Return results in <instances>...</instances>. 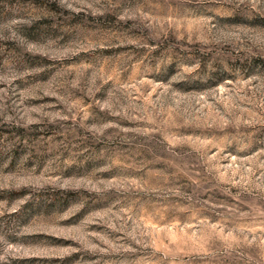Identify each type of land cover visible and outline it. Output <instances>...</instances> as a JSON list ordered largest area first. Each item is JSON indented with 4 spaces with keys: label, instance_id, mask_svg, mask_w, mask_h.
Returning a JSON list of instances; mask_svg holds the SVG:
<instances>
[{
    "label": "rangeland",
    "instance_id": "374dc122",
    "mask_svg": "<svg viewBox=\"0 0 264 264\" xmlns=\"http://www.w3.org/2000/svg\"><path fill=\"white\" fill-rule=\"evenodd\" d=\"M0 264H264V0H0Z\"/></svg>",
    "mask_w": 264,
    "mask_h": 264
}]
</instances>
